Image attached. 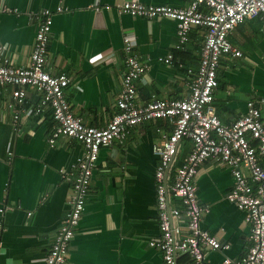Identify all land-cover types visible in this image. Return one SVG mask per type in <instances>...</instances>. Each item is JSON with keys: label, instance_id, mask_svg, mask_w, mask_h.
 Returning a JSON list of instances; mask_svg holds the SVG:
<instances>
[{"label": "crops", "instance_id": "1", "mask_svg": "<svg viewBox=\"0 0 264 264\" xmlns=\"http://www.w3.org/2000/svg\"><path fill=\"white\" fill-rule=\"evenodd\" d=\"M126 0H6L13 12L0 13L2 54L14 65L27 66L33 50L37 14L55 11L46 66L52 74L66 72L65 89L74 113L87 125L103 127L118 111L117 97L126 71L123 38L131 37L134 50L146 64L137 81V101L153 97L179 99L190 92L192 74L201 59L205 29L192 27L185 49L178 50L177 23L166 17L147 18L119 11ZM147 4L182 7L188 0H141ZM63 6L65 10L57 12ZM243 52L224 55L217 70L219 84L214 104L224 123L247 111L251 99H264V20L246 19L229 34ZM174 53V63L159 58ZM181 60L183 66L178 64ZM11 85H0V264H45L62 219L71 208L72 178L85 146L75 139L48 141L54 125L52 109L35 113L39 95L27 89L19 106ZM21 127L14 129V113ZM264 119V103L262 106ZM169 120L157 118L135 125L124 142L102 147L93 170L85 210L71 240L65 264H164L162 251L150 245L159 236L155 173L160 161L154 145L172 133ZM192 148L190 138L179 143L167 181ZM264 167V157L261 159ZM243 174L251 172L243 167ZM203 206L201 225L227 250H208L211 264L243 257L251 245L244 212L228 200L235 185L232 168L214 158L205 160L195 177ZM180 202L171 198V205ZM31 212V215L29 214ZM184 264H196L185 253Z\"/></svg>", "mask_w": 264, "mask_h": 264}, {"label": "built area", "instance_id": "2", "mask_svg": "<svg viewBox=\"0 0 264 264\" xmlns=\"http://www.w3.org/2000/svg\"><path fill=\"white\" fill-rule=\"evenodd\" d=\"M188 4L175 7L167 4H147L141 0H126L119 11L147 18L166 17L177 23L176 49H185L192 27L205 29L200 63L192 74L190 92L179 99L153 97L145 103L137 101V81L146 72V64L134 50L131 37L123 38L126 71L122 88L117 97L118 111L103 127L87 125L76 115L66 96L70 83L66 72L52 74L46 60L53 23L54 10L45 8L37 14L38 24L27 66H17L2 54L0 44V85H11L17 105L27 100V89L34 90L39 100L35 113L52 109L55 125L48 139L54 145L61 136L75 139L85 146L84 155L75 165L76 171L62 173L72 178L73 197L71 208L62 219L45 264H65L69 246L85 210L91 188L94 167L102 147L115 140L124 142L131 129L146 120H169L174 129L163 134L162 141L154 145L160 161L155 178L157 211L160 225L158 237L150 245L162 251L164 264H184L179 255L188 254L196 264H211L208 250H227L229 243L221 242L201 225L203 206L197 196L195 177L200 165L209 158L227 163L235 177V185L227 198L244 212L250 228L251 245L246 254L237 260L225 258L223 264H264V99H251L246 113L231 123H224L216 112L214 92L219 81L217 70L224 55L241 57L243 52L230 40L229 34L246 19L260 17L264 20V0H188ZM65 10L63 6L56 11ZM13 12L6 0H0V13ZM174 63V53L159 58ZM178 64L183 66L181 60ZM19 113H14L13 126L21 127ZM190 138L192 148L183 162L174 170L172 181L166 172L177 154L183 138ZM243 167L250 170V177L243 174ZM171 198L180 202L172 206ZM9 207L0 209L3 213ZM31 215V212L29 213ZM1 228V227H0Z\"/></svg>", "mask_w": 264, "mask_h": 264}, {"label": "water", "instance_id": "3", "mask_svg": "<svg viewBox=\"0 0 264 264\" xmlns=\"http://www.w3.org/2000/svg\"><path fill=\"white\" fill-rule=\"evenodd\" d=\"M169 169H170V166H169V168L167 169L166 175L168 174Z\"/></svg>", "mask_w": 264, "mask_h": 264}]
</instances>
